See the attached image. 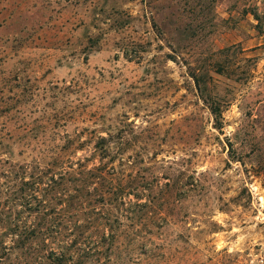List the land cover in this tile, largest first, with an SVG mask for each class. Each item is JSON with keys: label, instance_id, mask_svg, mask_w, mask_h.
<instances>
[{"label": "rangeland", "instance_id": "374dc122", "mask_svg": "<svg viewBox=\"0 0 264 264\" xmlns=\"http://www.w3.org/2000/svg\"><path fill=\"white\" fill-rule=\"evenodd\" d=\"M262 251L264 0H0V264Z\"/></svg>", "mask_w": 264, "mask_h": 264}, {"label": "built area", "instance_id": "2783aa9c", "mask_svg": "<svg viewBox=\"0 0 264 264\" xmlns=\"http://www.w3.org/2000/svg\"><path fill=\"white\" fill-rule=\"evenodd\" d=\"M247 264H264V251L256 254L254 257L248 260Z\"/></svg>", "mask_w": 264, "mask_h": 264}, {"label": "trees", "instance_id": "16d2710c", "mask_svg": "<svg viewBox=\"0 0 264 264\" xmlns=\"http://www.w3.org/2000/svg\"><path fill=\"white\" fill-rule=\"evenodd\" d=\"M254 15H255V17H257V19L260 20V17L258 16V14L255 13ZM212 112L216 116V118L218 119V117L220 116L219 112H217V110L214 108H212Z\"/></svg>", "mask_w": 264, "mask_h": 264}]
</instances>
